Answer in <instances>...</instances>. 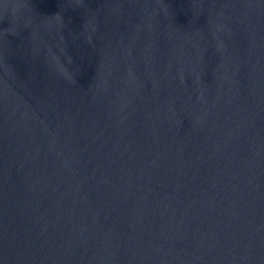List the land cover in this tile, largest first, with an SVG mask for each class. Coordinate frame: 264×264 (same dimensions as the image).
Masks as SVG:
<instances>
[{
  "label": "water",
  "instance_id": "1",
  "mask_svg": "<svg viewBox=\"0 0 264 264\" xmlns=\"http://www.w3.org/2000/svg\"><path fill=\"white\" fill-rule=\"evenodd\" d=\"M0 264H264V0H0Z\"/></svg>",
  "mask_w": 264,
  "mask_h": 264
}]
</instances>
